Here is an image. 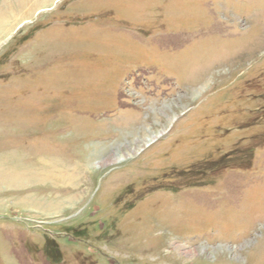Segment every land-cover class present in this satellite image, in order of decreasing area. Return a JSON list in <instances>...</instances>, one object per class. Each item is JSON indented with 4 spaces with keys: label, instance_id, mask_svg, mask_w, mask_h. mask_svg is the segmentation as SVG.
Wrapping results in <instances>:
<instances>
[{
    "label": "rangeland",
    "instance_id": "obj_1",
    "mask_svg": "<svg viewBox=\"0 0 264 264\" xmlns=\"http://www.w3.org/2000/svg\"><path fill=\"white\" fill-rule=\"evenodd\" d=\"M0 264H264V0H0Z\"/></svg>",
    "mask_w": 264,
    "mask_h": 264
},
{
    "label": "bare ground",
    "instance_id": "obj_2",
    "mask_svg": "<svg viewBox=\"0 0 264 264\" xmlns=\"http://www.w3.org/2000/svg\"><path fill=\"white\" fill-rule=\"evenodd\" d=\"M2 19V18H1ZM161 132V131H160ZM159 134L160 133H155V132H153L152 134L150 133V134H145L144 136H142V138L140 139V141H146V143H148V142H151V141H153L156 137H158L159 136ZM117 159L116 160H122L123 158H124V156H123V154L122 155H119V156H117L116 157Z\"/></svg>",
    "mask_w": 264,
    "mask_h": 264
}]
</instances>
